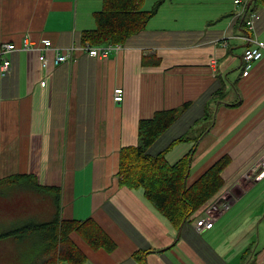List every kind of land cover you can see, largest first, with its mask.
Returning <instances> with one entry per match:
<instances>
[{"label":"crops","instance_id":"0c3cea01","mask_svg":"<svg viewBox=\"0 0 264 264\" xmlns=\"http://www.w3.org/2000/svg\"><path fill=\"white\" fill-rule=\"evenodd\" d=\"M239 1L166 0L143 31L101 58L81 49V33L95 27L102 0H0V64L11 62L0 77V178L31 175L58 187L62 218L91 217L115 240L107 253L74 235L85 264H264V58L243 73L246 37L264 43V7L239 16ZM26 37L75 50L56 65L49 50L45 66L39 52L2 46ZM117 86L120 103L112 100ZM184 103L149 153L188 138L166 155L191 149L188 184L227 154L219 192L230 197L210 229H194L201 208L178 236L142 189L119 186L117 171L121 147L139 143V121ZM234 184L240 198L229 193ZM55 203L27 184L0 181V227L50 221ZM19 242L0 239V264H24Z\"/></svg>","mask_w":264,"mask_h":264},{"label":"trees","instance_id":"16d2710c","mask_svg":"<svg viewBox=\"0 0 264 264\" xmlns=\"http://www.w3.org/2000/svg\"><path fill=\"white\" fill-rule=\"evenodd\" d=\"M166 0H155L149 9L147 0H102L101 8L93 13L95 27L83 30L81 43L90 46L123 45L131 36L143 31L150 19ZM252 1L247 13L264 7V0ZM243 22V20H242ZM188 103L181 108L154 112L151 118L138 123L137 145L121 147L117 176L119 186L142 189L145 199L177 230L200 209L223 185L222 171L231 159L225 154L213 162L192 183L188 184L191 149L174 162L166 155L172 148L188 138L172 139L156 154L149 153L153 144L178 120ZM10 184H27L31 189L52 195L57 212L47 222L29 223L0 232V239L38 238L37 251L25 264H85L87 255L75 243L76 235L93 250L111 253L115 240L91 217L85 219L60 216V189L39 184L31 175L13 174L0 178Z\"/></svg>","mask_w":264,"mask_h":264},{"label":"built area","instance_id":"2783aa9c","mask_svg":"<svg viewBox=\"0 0 264 264\" xmlns=\"http://www.w3.org/2000/svg\"><path fill=\"white\" fill-rule=\"evenodd\" d=\"M236 3H239V0H235ZM245 9V4L243 8L239 11V16L243 13ZM257 18L256 14H252L250 18L246 21L247 27L249 29L254 27V20ZM225 37H223L224 39ZM248 42L252 43V46L249 47L243 54V62H244V74L246 75L248 70L251 68L254 62L260 61L264 58V43L258 41L257 39H251L249 36L246 37ZM225 43L227 41L225 40ZM2 46L7 51L10 50H19L24 47V49L28 51L39 52L38 60L41 61L45 66L49 62V58L47 57V52L49 50L56 51L55 56L52 59V63L54 65L67 62L71 59L73 51L75 50L74 46H65V47H56L53 46L51 41L48 39H43L40 41H32L28 37H26L23 41L22 46H17L14 43H2ZM121 45H111L107 44L104 46H90L88 43H81V49L85 51L89 56L92 57H106L110 51H119L121 49ZM11 70V62L9 58H3L0 64V77H6ZM124 92L122 87H115L112 94V100L115 103H120L123 100ZM264 162V155L262 157ZM228 193V190H227ZM219 196H215L212 200L206 202L203 206V214L200 217H193V226L197 232H202L205 229H210L213 226L215 220V210L214 207H217V203L219 201ZM214 200V202H212ZM229 204L226 201H223L221 204V209L225 210L228 208Z\"/></svg>","mask_w":264,"mask_h":264},{"label":"rangeland","instance_id":"374dc122","mask_svg":"<svg viewBox=\"0 0 264 264\" xmlns=\"http://www.w3.org/2000/svg\"><path fill=\"white\" fill-rule=\"evenodd\" d=\"M150 6H152V4H147V5H145V8L146 9H149ZM181 152H183V148L182 147H180L177 150H175L174 152H172V154H170V156H169L170 160L171 161H174L177 158H179L180 156H182L181 155L182 154ZM215 196H219L220 197L219 198V201L220 200H224L227 203H229V197H230V195L227 193V189L226 190H223L222 192L221 191L219 192V190H218L212 196V198L210 200H212ZM212 202H214V200ZM221 204H220V206H221ZM214 210L216 212L215 213V217H216V214L218 213V211H220V212L222 211L221 207H218V205H217V207L216 206L214 207ZM195 217H197L196 214H195ZM18 223H21V222H18ZM21 224H23V223H21ZM3 230H4V228H1L0 227V232H2ZM17 241H19V240H17ZM37 242H38V238L37 237L32 238V239H31V237L29 239L28 238H23L22 241L20 240L19 247H20V251H21V257L24 259V264L26 263V261L28 262V260L30 258L32 259L33 256L35 255V253L37 251V246L39 245V244H37ZM64 264H66V263H64Z\"/></svg>","mask_w":264,"mask_h":264},{"label":"water","instance_id":"95a60500","mask_svg":"<svg viewBox=\"0 0 264 264\" xmlns=\"http://www.w3.org/2000/svg\"><path fill=\"white\" fill-rule=\"evenodd\" d=\"M252 1H249L246 5V10L249 9V6L251 4ZM230 193L233 197L235 198H240L243 194V190L242 188L238 185V184H234L231 188H230ZM181 228H182V225L180 227V229L178 230V236L179 234L181 233Z\"/></svg>","mask_w":264,"mask_h":264}]
</instances>
